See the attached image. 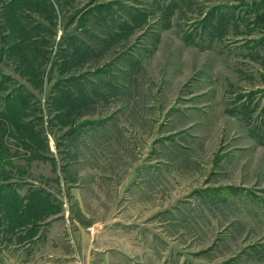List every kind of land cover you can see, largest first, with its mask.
Instances as JSON below:
<instances>
[{
	"label": "rangeland",
	"instance_id": "1",
	"mask_svg": "<svg viewBox=\"0 0 264 264\" xmlns=\"http://www.w3.org/2000/svg\"><path fill=\"white\" fill-rule=\"evenodd\" d=\"M94 182L165 264H264V0H0V264Z\"/></svg>",
	"mask_w": 264,
	"mask_h": 264
},
{
	"label": "crops",
	"instance_id": "2",
	"mask_svg": "<svg viewBox=\"0 0 264 264\" xmlns=\"http://www.w3.org/2000/svg\"><path fill=\"white\" fill-rule=\"evenodd\" d=\"M89 184L70 187V216L57 212L39 233L17 245V257L3 250V264H165L153 234L126 230L125 222L118 221V210L117 214L106 211L115 208L111 199L118 200V187Z\"/></svg>",
	"mask_w": 264,
	"mask_h": 264
}]
</instances>
